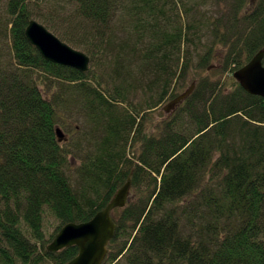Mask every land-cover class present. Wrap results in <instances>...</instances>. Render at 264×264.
<instances>
[{"label":"trees","instance_id":"obj_1","mask_svg":"<svg viewBox=\"0 0 264 264\" xmlns=\"http://www.w3.org/2000/svg\"><path fill=\"white\" fill-rule=\"evenodd\" d=\"M208 1L61 0L39 18L66 26L67 43L90 58L83 72L28 41L32 0H0V264H68L79 248L49 244L68 223L93 219L128 179L103 264H264V98L234 78L223 89L204 78L149 131L153 111L186 91L173 86L191 71L195 32L210 30L200 14ZM216 1L232 2L233 18L243 10L244 24L214 23L197 75L216 44L233 75L264 50V0ZM151 75L143 107L135 95ZM79 120L80 135L59 141L56 129L75 132ZM49 216L58 224L48 238Z\"/></svg>","mask_w":264,"mask_h":264},{"label":"water","instance_id":"obj_2","mask_svg":"<svg viewBox=\"0 0 264 264\" xmlns=\"http://www.w3.org/2000/svg\"><path fill=\"white\" fill-rule=\"evenodd\" d=\"M28 41L37 48L41 56L49 62L72 67L86 72L90 58L83 52L74 49L45 26L31 20L26 28ZM264 50L260 51L247 65L234 73L235 79L250 94L264 98ZM194 86L176 97L164 109L169 112L178 103L186 99ZM59 141L65 139L63 131L56 130ZM132 183H127L118 190L111 202L93 219L84 223H68L59 231L49 244L48 250L59 252L67 247L77 246L79 254L68 264H103L108 255V246L116 234L117 225L113 211L126 206Z\"/></svg>","mask_w":264,"mask_h":264},{"label":"rangeland","instance_id":"obj_3","mask_svg":"<svg viewBox=\"0 0 264 264\" xmlns=\"http://www.w3.org/2000/svg\"><path fill=\"white\" fill-rule=\"evenodd\" d=\"M60 2H61V0H32L31 8L34 11H36L35 12L36 13L35 19L37 22H39L40 24L45 26L51 32L56 31L55 35L56 36L59 35L60 37L59 36L58 37L61 40H64V39L67 40V41H65L67 43L70 39L69 38L66 39L64 37L65 35L62 33L64 31V27L66 28V26H63L59 23L53 24V23H51L50 20H48V21H50V23L47 24L46 22H44L43 20H41L39 18L40 16L47 17L48 16L47 13H50L51 15H55L57 9H61V7L57 8V4H59ZM231 3L232 2H225V1L217 2L216 0H209L207 7L201 8L200 14L202 16V20L206 23L207 17H212L213 22L210 25V30L202 29V27H201L200 31L195 32L196 36H194V43L195 44L197 43V49L195 48L194 44L190 43L188 45V47L190 48L191 54L184 56V59H185V57L187 58L186 62L191 67V71L189 72L188 76L177 81V84H175L173 86V92L175 91V92H177V94L182 93L185 90L192 87V85L194 86V88H193V91H194L197 87L198 82L204 78L205 79L207 78L209 81L220 82V86L223 89L222 84L227 83L234 78L233 74H231L232 68L229 67L227 70L224 67V64L221 62L225 59L224 55L226 53V48L222 50L221 45H217V44H216V46H213L214 52H213L212 59L208 60V62H210L209 68L201 70L198 75H197L198 72L195 70L196 65L199 64V58L201 59V57L205 54V52L208 51V49L210 47H212V45H213L214 37H213L211 31L214 30L213 25L215 22H217V20H219L222 17L221 19H223L225 22V25H228V26L235 21L239 28H241L242 25L244 24V19L242 18L243 15H241V14H243V10L239 11L237 18H233V10L234 9L232 10ZM248 4L249 3H246L247 6L245 7L244 14L249 8H251V6H248ZM59 6H61V5H59ZM5 10H7V4H6V2H3L0 5V20L2 21L4 19L5 24H6L8 16H7V13L5 12ZM197 17H198V15H197ZM50 25H52V27L54 26L56 29L54 27H53L54 28L53 29L52 27H50ZM221 30L223 31V30H225V28H220V31ZM201 31H203V35L198 36V34ZM71 44H72V42H71ZM75 49H76V47H75ZM77 50H78V48H77ZM229 69H230V71H229ZM154 77H155L154 75H151L148 77L147 80L142 78L141 79L142 85L140 87L141 89L137 90V94L135 95V102L139 103L143 107H146L145 105H146V102L148 101L147 92H146L148 90V85ZM224 86L226 87V89H225L226 91H229L233 88V86H231V84H228L227 86L224 85ZM171 101H172L171 98L164 100L158 106V108H156L153 111L152 120L150 119V121L148 122V124L151 125L150 130H149L150 132H153L156 129H158L159 127H162L163 125H165L166 119L172 118L173 114L179 109V106L177 105V107L172 108L169 112L165 111L164 108ZM78 114L79 113L73 114V116L75 118L80 119ZM83 124L84 123L81 120L76 121V122L74 121V124L72 126H75V128L76 127H79V128L76 129L75 132H74L73 128H67V129L65 128V129H63L65 135L66 136L72 135L73 137L80 135V132H81L80 127L82 128ZM77 131H79V132H77ZM69 159H71V162L73 163L74 166H78L82 161L81 156L76 151H74V153L70 155ZM131 188H132V186H131ZM57 224H58V222L54 218H52L51 216L48 217L47 226H46L48 238L51 234L54 233V230H55Z\"/></svg>","mask_w":264,"mask_h":264}]
</instances>
